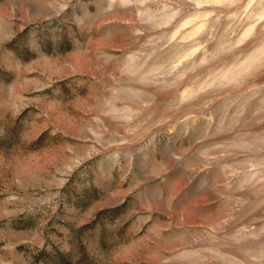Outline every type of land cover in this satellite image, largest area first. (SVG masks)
Here are the masks:
<instances>
[{
  "label": "rangeland",
  "instance_id": "374dc122",
  "mask_svg": "<svg viewBox=\"0 0 264 264\" xmlns=\"http://www.w3.org/2000/svg\"><path fill=\"white\" fill-rule=\"evenodd\" d=\"M0 264H264V0H0Z\"/></svg>",
  "mask_w": 264,
  "mask_h": 264
}]
</instances>
